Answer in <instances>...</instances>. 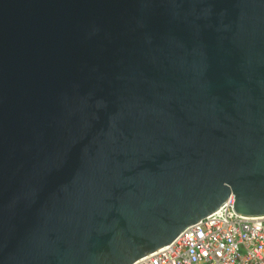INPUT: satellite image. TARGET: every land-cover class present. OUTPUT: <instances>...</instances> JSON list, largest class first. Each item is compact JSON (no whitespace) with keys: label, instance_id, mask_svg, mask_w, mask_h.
Here are the masks:
<instances>
[{"label":"water","instance_id":"water-1","mask_svg":"<svg viewBox=\"0 0 264 264\" xmlns=\"http://www.w3.org/2000/svg\"><path fill=\"white\" fill-rule=\"evenodd\" d=\"M230 197L264 215V0H0V264H133Z\"/></svg>","mask_w":264,"mask_h":264},{"label":"built area","instance_id":"built-area-1","mask_svg":"<svg viewBox=\"0 0 264 264\" xmlns=\"http://www.w3.org/2000/svg\"><path fill=\"white\" fill-rule=\"evenodd\" d=\"M232 197L169 245L133 264H264V215L245 217Z\"/></svg>","mask_w":264,"mask_h":264}]
</instances>
